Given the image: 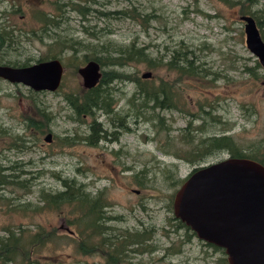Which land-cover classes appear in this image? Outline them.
<instances>
[{"label":"rangeland","instance_id":"rangeland-1","mask_svg":"<svg viewBox=\"0 0 264 264\" xmlns=\"http://www.w3.org/2000/svg\"><path fill=\"white\" fill-rule=\"evenodd\" d=\"M93 5L105 10L135 6L141 14H150L142 19L89 13L84 18L70 10L66 12L67 18L63 14L61 26H68L67 31L74 35L89 37L82 30V25H86L96 30L101 40L127 42L135 38L140 45H147L152 58L168 57L170 50L184 41L195 49L204 65L218 71L220 77L212 81L184 75L174 82L181 91L180 103L187 100L191 111H196L199 101L214 105L213 112L221 121L214 123L207 117L208 132L232 133L243 145L264 139V66L246 45L241 4L230 5L222 0H99ZM256 7L262 13L259 28L264 32L263 0L252 6ZM35 8L55 11L48 0H0V24L14 33L6 57L25 59L26 55L37 57L46 51L48 39L40 40V25L32 14ZM245 66H255L256 70H247ZM103 67L102 70L117 69L112 65ZM118 70L130 77L150 79V83H158L160 79L173 81L175 76L164 66H149L143 61H130ZM147 72L149 76H142ZM255 72L259 76L256 77ZM130 77L113 80L117 88L113 92V112L109 115L117 122L120 115H125L129 128L115 127L105 112L97 110L94 116L107 128L109 137L114 128L121 131L116 139H101L97 144L84 139L94 116L78 117L65 99L67 93L80 91L85 86L76 67L63 65L62 79L55 90H33L21 82L0 77V127L7 128L6 131L0 129V163L7 167L15 165V169L5 171L24 169L27 174L23 177L34 176L35 183L27 194L24 190L6 194H19L22 200L41 204L37 198L39 186L60 187L52 173L75 176L85 182L91 192H105L108 212L118 218L112 221L114 226L120 230L150 231L147 243L155 245L156 249L152 253L131 254L124 259L130 260L128 264H219L220 251L206 246L197 237L190 242L182 241L186 231L176 227L173 209L169 208L174 191L170 181L188 176L195 167L183 156L190 144L182 136L178 138L189 116L177 109H156L171 126L169 134L176 138L175 142L168 143L167 130L154 125L155 118L134 115L137 105L132 101L137 103L138 100H132L135 81ZM35 104L38 108L46 106L52 114L46 129L27 123L28 118L45 123ZM149 111L144 110L148 114ZM199 123L201 119L193 121V124ZM48 134L50 138L46 140ZM64 136H69L72 143L62 142ZM163 149L176 151L178 155ZM225 156L228 155L224 152L209 161ZM142 169L147 170L148 177L144 186L135 180L142 178ZM8 204L0 203L1 235L10 227L22 228L25 235L39 233L47 237L52 233L58 236L47 239L39 253L32 255L38 264H105L104 253L85 255L74 249V229L67 223L68 217L74 218L69 214L70 207L61 211L46 208L17 211L9 209Z\"/></svg>","mask_w":264,"mask_h":264},{"label":"trees","instance_id":"trees-1","mask_svg":"<svg viewBox=\"0 0 264 264\" xmlns=\"http://www.w3.org/2000/svg\"><path fill=\"white\" fill-rule=\"evenodd\" d=\"M99 0H48V4L53 6L54 10H44L35 8L33 16L39 22L40 40L43 41L47 37L48 41L46 51L37 57L33 55H26L25 59L8 58V48L13 40L14 33L0 24V64L9 65H26L33 61L44 60L52 57H57L61 60L63 65L71 64L78 68L80 63H85L89 60H95L100 65L101 76L96 84L90 87L84 86L80 91L69 92L65 95L74 114L80 117L83 114L95 115L97 110H102L108 116L113 112V92L116 91V86L113 84L115 79H123V77H130L129 74L119 71L122 66L130 61L146 62L149 66H164L167 70L173 71L175 76L173 81L160 79L158 83H150V79L140 78L139 76L130 77L135 81V89L132 94V100H138L134 115H142L143 118H155L154 125H159L161 128L167 130V142L173 143L176 139L174 135L169 134L171 126L166 124L164 118L156 109H177L183 112L184 115L189 116L187 123L182 129L178 138H185L187 144H190L185 149L184 158L195 164L192 171L200 166V164L209 161L210 158L227 153L228 156H247L257 159L264 163V139L257 143L244 144L237 141L232 133H216L208 132L206 128L207 117L214 123L221 121L218 114L210 102L198 103L196 111H191L186 101L181 104L180 90L174 86V82L182 79L184 75H192L201 78H209L214 81L220 77L218 71L211 70L209 66L204 65V61L197 55L195 49L190 48L184 41H180L178 47L170 50L169 56L161 55L158 58H152L149 54L147 45H140L139 42L132 38L127 42H116L110 39L101 40L98 32L94 29H89L88 26L82 25V30L88 33L89 37L74 35L68 32V26H61L63 22V14L67 18V13L73 10L81 15L99 14L114 16H130L147 18L150 13L141 14L135 6L131 9H114L105 10L100 7H95L93 4L98 3ZM131 1V0H129ZM230 5L241 4V12L251 14L260 27L262 21V13L260 14L259 7L252 8L259 0H222ZM245 2V3H244ZM264 3V0H263ZM262 38L264 40V32L259 28ZM68 62H67V61ZM256 64H259L256 61ZM112 65L117 69H101L103 66ZM247 70H256L255 66H245ZM211 75V77H210ZM255 76H259L255 72ZM34 90V89H33ZM32 96V95H31ZM30 96V97H31ZM34 101V99H33ZM36 105V104H35ZM37 107V105H36ZM41 109V110H40ZM39 113L45 119V123L41 120L28 118L29 125H34L38 129H46L51 120V113L46 106L37 107ZM144 110L150 113H145ZM119 116V115H118ZM110 122L115 127L129 128L125 124V115H120V120L117 122L110 116ZM123 118V119H122ZM195 119H201V123L193 124ZM89 133L84 137L90 144H97L101 139L111 140L116 139L121 132L120 129H113L111 137L109 131L102 122L97 121L95 116L92 122L88 125ZM2 131L7 128L0 127ZM201 133V134H198ZM205 133V134H204ZM197 139L196 141L194 139ZM20 139H22L20 137ZM62 142L70 144L72 140L69 136H64ZM24 145V144H23ZM164 152L174 153L176 151L163 149ZM15 169V165L9 167L0 163V203L8 204L9 209L23 210L28 209L40 211L42 209H50L61 211L70 207L69 214H73L74 218H67V223L74 229V249L80 254H94L104 253L105 264H128L129 256L133 253H152L156 246L147 243L150 239L149 230L128 231L126 229L120 230L112 224L116 221L117 216H112L108 212V201L103 190L91 192L87 184L78 180L75 176H63L57 172L52 173L59 182L58 189H49L44 185L38 187L37 198L41 204L25 200L22 196L17 194L8 196L6 193H19L18 190H24L25 194L30 192V186L35 185L33 182L34 176L27 175V171L21 169L20 172L5 171ZM147 170H141V177H136V182L140 186L147 184L148 177L145 175ZM168 176L166 175V178ZM173 177V176H170ZM187 177V176H186ZM175 179L172 178L171 185L174 187L169 208H172V202L177 187L186 178ZM8 190L6 192V190ZM176 222L178 228L186 231L183 242H190L196 234L186 226L178 218L172 217ZM22 228L13 229L5 228V233L0 234V264H38V260L32 258V255L39 253V250L46 245L49 238H58L55 234H49L47 237L36 234H24ZM202 242V240H201ZM206 246L213 248L222 253L219 264H228L224 250L213 244L203 242Z\"/></svg>","mask_w":264,"mask_h":264},{"label":"water","instance_id":"water-1","mask_svg":"<svg viewBox=\"0 0 264 264\" xmlns=\"http://www.w3.org/2000/svg\"><path fill=\"white\" fill-rule=\"evenodd\" d=\"M244 20L246 45L264 66V40L255 18ZM86 87L96 84L100 65L89 60L78 68ZM63 64L57 57L26 65L0 64V77L34 90H55ZM144 73L142 76H149ZM49 134L45 137L49 140ZM173 215L196 237L224 250L228 264H264V163L247 156L206 161L181 182L173 197Z\"/></svg>","mask_w":264,"mask_h":264}]
</instances>
